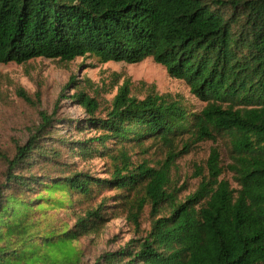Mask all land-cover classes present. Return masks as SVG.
Returning <instances> with one entry per match:
<instances>
[{
    "label": "trees",
    "instance_id": "trees-1",
    "mask_svg": "<svg viewBox=\"0 0 264 264\" xmlns=\"http://www.w3.org/2000/svg\"><path fill=\"white\" fill-rule=\"evenodd\" d=\"M84 56L101 63L152 58L170 77L185 80L205 105L195 111L182 98L154 90L137 98L124 83L97 116L99 103L78 90L75 99L88 114L87 124L100 133L57 142L83 158L99 146L111 161L109 178L69 168L53 178L35 175V164L55 167L62 156L51 143L43 144L51 135V117L40 112V124L6 159L0 264H35L45 258L43 250L65 253L73 239L106 221L107 204L101 201L72 228L41 234L35 213L54 204L39 187L69 199L118 190L113 205L126 206L136 232L149 207V230L93 264H264V0H0V63ZM178 139L185 151L222 139L230 161L223 167L212 147L206 173L198 172L197 188L182 198L170 173ZM146 142L166 147L165 161L133 162L132 148ZM225 172L236 187L222 177Z\"/></svg>",
    "mask_w": 264,
    "mask_h": 264
},
{
    "label": "rangeland",
    "instance_id": "rangeland-1",
    "mask_svg": "<svg viewBox=\"0 0 264 264\" xmlns=\"http://www.w3.org/2000/svg\"><path fill=\"white\" fill-rule=\"evenodd\" d=\"M74 77V82L70 83ZM124 83L129 85L130 92L137 98H143L149 91L158 94H169L174 98H182L193 110H201L205 102L190 92L188 83L183 79L170 77L161 64L146 58L139 63L109 61L101 63L93 56L77 57L70 62H62L48 58H34L25 63H0V184L5 181L7 158L16 152L17 146L25 144L35 127L40 124V112L51 117L47 127L51 133L43 144L51 143L61 153L60 164L55 167L34 165L32 172L37 176L47 174L49 178L60 176L66 168L69 170L89 172L94 177L109 178L110 159L99 153L96 146L89 156L80 157L75 151L68 152L57 138L64 142L84 141L96 137L100 130L87 124L88 117L81 102L75 99L78 90L94 98L99 103L97 116L105 114L118 88ZM26 97V98H25ZM186 137H184L185 139ZM183 139L175 142V152H179L171 168V177L180 189V197L192 193L206 173V160L212 147H217L223 167L230 161L222 139L206 140L190 145L185 151ZM168 149L159 143L146 142L143 147L131 150V159L135 163L148 162L156 166L165 161ZM40 168H44L40 170ZM201 169L200 171H198ZM16 171V170H15ZM14 171V172H15ZM201 172V174H198ZM232 187H236L231 173L225 172ZM40 195L48 197L54 205H46L45 211L35 213L38 217V229L41 234L49 229L72 228L79 216L98 203L104 201L106 221L97 229L91 230L67 246L64 253L49 254L43 250L40 256L44 259L35 264H93L107 251L122 248L131 239L143 236L150 228L149 207L146 205L140 217V228L136 232L127 220V208L124 204L113 205L120 192L112 188L102 189L97 195L82 198L73 195L71 199L63 192H48L39 187ZM33 192L28 196L35 197ZM134 197V192L129 194Z\"/></svg>",
    "mask_w": 264,
    "mask_h": 264
}]
</instances>
